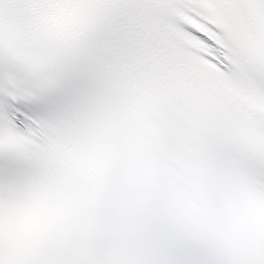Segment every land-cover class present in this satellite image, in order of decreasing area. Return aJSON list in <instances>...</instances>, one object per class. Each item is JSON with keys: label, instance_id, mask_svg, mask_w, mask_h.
<instances>
[{"label": "snow or ice", "instance_id": "6c2138e0", "mask_svg": "<svg viewBox=\"0 0 264 264\" xmlns=\"http://www.w3.org/2000/svg\"><path fill=\"white\" fill-rule=\"evenodd\" d=\"M0 264H264V0H0Z\"/></svg>", "mask_w": 264, "mask_h": 264}]
</instances>
